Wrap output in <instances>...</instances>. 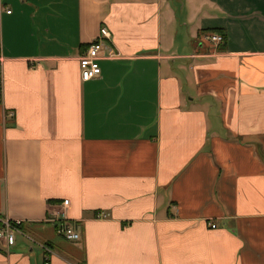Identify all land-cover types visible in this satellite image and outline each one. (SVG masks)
Wrapping results in <instances>:
<instances>
[{
	"label": "crops",
	"instance_id": "crops-1",
	"mask_svg": "<svg viewBox=\"0 0 264 264\" xmlns=\"http://www.w3.org/2000/svg\"><path fill=\"white\" fill-rule=\"evenodd\" d=\"M0 53V264H264V0H0Z\"/></svg>",
	"mask_w": 264,
	"mask_h": 264
},
{
	"label": "built area",
	"instance_id": "built-area-1",
	"mask_svg": "<svg viewBox=\"0 0 264 264\" xmlns=\"http://www.w3.org/2000/svg\"><path fill=\"white\" fill-rule=\"evenodd\" d=\"M113 35L108 27H102L100 35L93 41L88 47L87 51L80 56L81 73L84 81L92 80L102 73V68L100 65V60L109 58L115 59L119 56L118 52L113 47L106 43V40H112ZM204 41L214 43L216 45L223 44L225 42V36L218 32H206L202 35ZM4 57L0 53V63L3 61ZM0 94V100H1ZM70 201L65 200L64 205H69ZM102 217H108V215H101ZM53 219V220H52ZM52 221H57V228L61 235L69 240H80L81 234L75 229L74 225L66 217L65 213L59 211L54 212V217ZM3 222V227L0 229V239L7 242L8 246H13L16 243V232H20L22 221H10L1 220ZM216 227L215 224L212 225ZM49 264V261H47Z\"/></svg>",
	"mask_w": 264,
	"mask_h": 264
}]
</instances>
